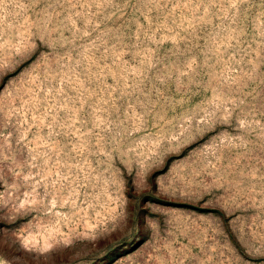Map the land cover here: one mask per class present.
Here are the masks:
<instances>
[{"label": "rangeland", "instance_id": "obj_1", "mask_svg": "<svg viewBox=\"0 0 264 264\" xmlns=\"http://www.w3.org/2000/svg\"><path fill=\"white\" fill-rule=\"evenodd\" d=\"M0 264H264V0H0Z\"/></svg>", "mask_w": 264, "mask_h": 264}]
</instances>
